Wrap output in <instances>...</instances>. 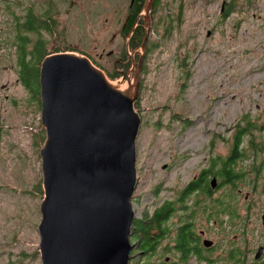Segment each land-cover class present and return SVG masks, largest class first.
<instances>
[{
  "label": "rangeland",
  "instance_id": "374dc122",
  "mask_svg": "<svg viewBox=\"0 0 264 264\" xmlns=\"http://www.w3.org/2000/svg\"><path fill=\"white\" fill-rule=\"evenodd\" d=\"M128 2L0 0V264H41L39 150L45 130L39 83L32 81L27 87L20 80L12 45L15 24H22L28 10L33 11L39 19L29 32L34 43L43 38L47 54L55 50L87 54L112 85L125 89L127 75L131 80L133 75L111 67L117 53H104L101 58L95 54L100 45L105 51L121 45L111 42V36L129 11ZM153 13L154 27L134 102L140 124L134 144L133 219L170 204L173 210L163 221L165 230L157 242L160 253H168L177 230L185 224L181 215L194 213L176 208L181 204L180 190L216 156L228 154L234 127L245 125L248 132L242 135L236 162L242 178L229 192L218 186L211 195L193 192L182 201L195 210L194 231L208 228L207 236L215 240V256L229 241L239 244L240 234L238 219L235 225H226L222 211L209 210L218 219L209 224L210 196L229 195L239 211L243 193L252 191L250 208L264 209V0H157ZM46 15L53 20L49 30L41 20ZM122 64L126 67L130 62ZM194 196H202L195 205Z\"/></svg>",
  "mask_w": 264,
  "mask_h": 264
},
{
  "label": "water",
  "instance_id": "95a60500",
  "mask_svg": "<svg viewBox=\"0 0 264 264\" xmlns=\"http://www.w3.org/2000/svg\"><path fill=\"white\" fill-rule=\"evenodd\" d=\"M153 0H145L146 34ZM143 53L120 89L88 56L46 54L39 67V150L43 198L38 223L41 264H129L136 177L134 107ZM216 177L209 180L214 187ZM211 240H204L209 245Z\"/></svg>",
  "mask_w": 264,
  "mask_h": 264
},
{
  "label": "flooded vegetation",
  "instance_id": "af4514ba",
  "mask_svg": "<svg viewBox=\"0 0 264 264\" xmlns=\"http://www.w3.org/2000/svg\"><path fill=\"white\" fill-rule=\"evenodd\" d=\"M155 1L156 0H153L149 12L150 27L143 52L141 43L147 31L143 14L144 4H142V7L137 11L139 1L129 0L127 5L129 11L127 10L123 19L119 22L116 31L111 36V42L117 41L121 45L111 47L106 51L105 48H102V45H100V50L96 52L95 56L101 58L104 53L107 56L117 53V59L113 61L111 67H115L119 72L133 75L134 67L132 64L138 62L139 56L143 53L140 69L141 74L144 57L149 50L148 42L150 34L154 27L153 9ZM111 42H109V44H111ZM124 62H130V65L125 67L122 64ZM236 182L237 181H227L224 184V186L228 188L227 192L231 190L232 185ZM217 183L214 187H209L211 193L217 190ZM237 191L239 194L242 193L240 188H238ZM261 191L264 193V188H262ZM251 193L252 191H245L243 193V201L238 207L239 211H236V207H232L229 201L231 198L229 195L217 197L210 196L211 207L208 209V212H206L209 224L218 222V219L213 217L214 212L209 211L211 209L222 211L220 214L223 215V221L226 222V225H235L234 220L238 219L237 230L240 234L239 244H234L232 241H229L226 247L223 248L218 255L214 256L215 240L207 236L208 228H200L198 231H194V212L181 216L180 222L185 223L181 226V229H184V232L188 235L184 239V242L178 240L177 230L176 236L173 237L175 242L171 249L167 250L168 253H165V255H162L160 250L157 249V244L132 243L129 250V262L132 264H220L219 262H221V264H264V209L258 212L252 211V208H250V205L253 203ZM200 198H202V196L198 197V199ZM214 200H222L223 204L213 206ZM174 206L176 205L174 204ZM178 206H176V208L182 210V204ZM204 240H211L212 242L206 245ZM224 244H226L225 241Z\"/></svg>",
  "mask_w": 264,
  "mask_h": 264
},
{
  "label": "trees",
  "instance_id": "16d2710c",
  "mask_svg": "<svg viewBox=\"0 0 264 264\" xmlns=\"http://www.w3.org/2000/svg\"><path fill=\"white\" fill-rule=\"evenodd\" d=\"M139 1V6L137 7V11L142 7L144 0H135ZM157 4V0L155 1V5ZM33 11L28 10V13L25 17V20L22 24L18 26L15 24L12 37V45L16 46V53L17 58L19 60L20 65V80L22 84L25 86H29L30 82L35 81L38 84V75H39V67L42 58L48 53L44 50V44L46 41H42L41 37L36 39L34 43V38L29 37V32L33 33L36 29L37 22L39 19L36 17L37 20L34 21ZM16 18V17H15ZM43 22V26L46 29H50V26L53 25V20L47 15L45 19H41ZM42 25V24H40ZM33 43V45H31ZM31 45L30 49H28V45ZM68 47V46H66ZM59 50H55L56 52ZM50 53V52H49ZM87 56V54H85ZM33 66V67H31ZM181 116H179L180 118ZM181 119V118H180ZM184 121L183 119H181ZM234 136L232 137L233 140L230 144V152L225 156H216L209 167L207 169H202L196 177L190 179L189 182L180 190L178 194L179 202L182 204V208L188 209L189 212L192 211V208H189L182 202L187 196L192 194L193 192L202 193L204 196L211 195V187L209 185V180L211 177L218 175L220 181L217 183V187L224 186L227 181H236L242 178L241 171H238L236 168V162L239 159L240 153L238 152V147L240 145V141L242 139V135L245 134L247 131L246 126L237 125ZM233 130V131H234ZM224 138V135H221V139ZM218 161V163H217ZM216 164L218 167L216 168ZM216 174V175H214ZM212 175L210 178H208ZM217 180V177H216ZM224 196V195H223ZM194 196L193 204L195 205L199 199ZM172 204V202H170ZM219 204H223L222 200H214L213 206H217ZM180 205V204H179ZM196 209V208H195ZM173 210V207L170 204H163L155 208L152 213L145 214L144 217L141 219H133V235L130 237V242L134 244H157L158 239L161 237V234L164 233L163 221L170 215V212ZM182 216V215H181ZM188 235L184 232V229H181L178 232V240L184 242V239ZM177 240V241H178ZM38 253V250L37 252ZM129 264H132L129 262Z\"/></svg>",
  "mask_w": 264,
  "mask_h": 264
},
{
  "label": "bare ground",
  "instance_id": "6f19581e",
  "mask_svg": "<svg viewBox=\"0 0 264 264\" xmlns=\"http://www.w3.org/2000/svg\"><path fill=\"white\" fill-rule=\"evenodd\" d=\"M118 88H120V89H121V87H118Z\"/></svg>",
  "mask_w": 264,
  "mask_h": 264
}]
</instances>
